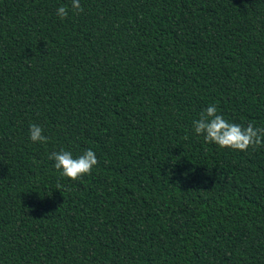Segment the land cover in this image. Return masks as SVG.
<instances>
[{"label": "trees", "instance_id": "obj_1", "mask_svg": "<svg viewBox=\"0 0 264 264\" xmlns=\"http://www.w3.org/2000/svg\"><path fill=\"white\" fill-rule=\"evenodd\" d=\"M69 3L0 0V264H264V146L192 130L264 127V0Z\"/></svg>", "mask_w": 264, "mask_h": 264}, {"label": "clouds", "instance_id": "obj_2", "mask_svg": "<svg viewBox=\"0 0 264 264\" xmlns=\"http://www.w3.org/2000/svg\"><path fill=\"white\" fill-rule=\"evenodd\" d=\"M81 11H83L81 0H70L69 5L57 6L56 16L63 21L69 16V12ZM192 130L195 135L203 137L205 142L220 148L246 151L249 147L264 146V127H258L253 122L247 125L229 122L219 114L215 104L208 105L199 113L197 119L192 120ZM28 133L32 143L45 144L49 139L44 135L43 128L35 123L29 125ZM47 159L53 162L52 166L61 177L71 180L90 174L98 163L96 153L91 148L78 155L60 148L49 153Z\"/></svg>", "mask_w": 264, "mask_h": 264}]
</instances>
